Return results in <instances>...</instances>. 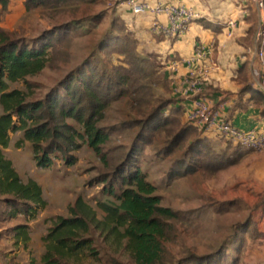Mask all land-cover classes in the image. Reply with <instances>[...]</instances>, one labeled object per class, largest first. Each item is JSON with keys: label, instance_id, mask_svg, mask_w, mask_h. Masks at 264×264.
<instances>
[{"label": "trees", "instance_id": "trees-1", "mask_svg": "<svg viewBox=\"0 0 264 264\" xmlns=\"http://www.w3.org/2000/svg\"><path fill=\"white\" fill-rule=\"evenodd\" d=\"M9 3L10 0H0L4 11ZM97 3L98 0H24L28 14L38 12L44 18L67 19L32 38H27L25 31L0 30V224L18 216L35 220L47 207L42 187L32 179L24 183L5 155L11 134L19 132L24 137L19 148L29 142L37 166L43 169L50 168L59 157L67 166L75 165L77 158L72 153L88 146L104 165L94 182L102 185L106 198L113 199L98 203V210L104 214L99 219L97 210L78 197L69 205V215L54 220L43 238L45 251L41 263L32 258L30 264H87L100 257L98 238L114 252L128 254L135 264H242L248 240L263 236L255 220L240 226L238 243L235 235L233 243L221 245L213 254L199 257L188 253L172 262L166 243L174 236V224L187 219L161 205L162 197L156 195L157 188L139 165L146 147L154 143L158 134L173 135L171 124L180 125L186 110L172 96L161 56L140 53L136 33L118 15L117 8L112 11L107 33L81 64L43 97L33 90L29 78L47 68L59 70L60 64H70L71 49L82 31L104 20V14L93 12ZM199 23L215 33L222 28L205 19ZM113 57L117 62H110ZM15 84H22L23 88H12ZM159 87L170 96H157ZM255 89L247 81L239 96L252 93L257 96L256 103L264 104V92ZM121 103L127 104L132 116L110 124L113 107ZM187 123L190 126H183L168 141L166 155L182 150L176 147L177 141L190 127L199 129L188 118ZM199 130L198 139L176 162L183 174L195 173L198 168L213 171L214 164H207L213 157L222 169L238 162L237 156H233L238 150L211 151L210 141L202 139L204 131ZM131 131L136 133L129 149L112 146L115 137ZM222 204L218 212L236 207L233 202ZM29 229L22 224L7 231L13 234L16 245L28 249L32 242Z\"/></svg>", "mask_w": 264, "mask_h": 264}, {"label": "rangeland", "instance_id": "rangeland-1", "mask_svg": "<svg viewBox=\"0 0 264 264\" xmlns=\"http://www.w3.org/2000/svg\"><path fill=\"white\" fill-rule=\"evenodd\" d=\"M149 1V0H148ZM151 2V1H150ZM115 0H98L93 12L104 14L105 18L96 27H90L78 37L73 44L72 60L70 64H60V69L47 68L40 75L29 78L34 85L33 90L38 97H43L50 89L55 87L71 70L93 52L94 46L107 33L112 21V11L117 8ZM111 12V13H110ZM67 17L44 18L38 12L26 13L14 26V31H25L27 38L40 35L43 31L65 21ZM94 28V29H93ZM258 27L257 33L259 31ZM257 38V37H256ZM257 47L260 41L256 39ZM117 58V57H115ZM111 63L117 62L114 57ZM163 62V61H162ZM255 66L253 77L257 79ZM201 78H204L201 77ZM260 81L264 85L263 80ZM206 80L203 79V83ZM12 88H23L22 84L12 85ZM157 96L169 97L168 91L159 87ZM2 108L0 106V115ZM131 112L126 103L116 104L110 113V124H117L120 120L130 119ZM187 120L181 119L180 125L172 123L175 130L170 137L167 134L156 136L153 144L148 145L140 160V169L147 175L148 181L157 188L156 195L162 197L161 205L176 212L182 213L186 221H177L173 238L166 246L174 259L184 258L188 253L199 257L213 254L221 245H228L237 235L235 243L241 237V225L249 220L258 218L262 212L264 194V150H246L226 139H221L213 134L202 139L210 141L211 151L229 152L237 151L238 162L233 166L222 169V164H215V157L207 164H214V170L197 168L195 173L183 174L181 166L176 163L184 158L187 147L198 139V134L193 127L177 141L176 147L182 150L166 155L165 148L170 139L187 125ZM201 132V130H199ZM136 131L127 132L114 138V147L130 148ZM24 139L22 133H12L8 149L5 151L7 159L11 160L21 180L27 183L30 179L36 181L43 191V198L47 207L35 220H27L24 216L4 221L0 224V264H30L35 258L41 263L45 247L43 238L58 217H67L69 205L74 204L78 197L83 199L97 210L98 218L103 219L104 214L98 210L99 202H111L102 194V185L94 179L103 172L104 165L100 158L88 146H83L72 154L77 158L73 166H67L61 157L55 159L50 168H39L34 160L32 145L25 141L19 148V142ZM234 148V149H233ZM219 168L218 170H216ZM172 172V177L171 173ZM176 175V177L174 176ZM175 177V178H174ZM233 202L236 207L228 211L218 212L222 203ZM27 224L32 242L26 249L22 244L16 245L13 234L7 230L18 225ZM97 239V236H96ZM101 251L99 259H90L87 264H135L131 257L123 252H114L101 239H97ZM233 248V247H232ZM234 250V248H233ZM167 264H172L167 262Z\"/></svg>", "mask_w": 264, "mask_h": 264}, {"label": "crops", "instance_id": "crops-1", "mask_svg": "<svg viewBox=\"0 0 264 264\" xmlns=\"http://www.w3.org/2000/svg\"><path fill=\"white\" fill-rule=\"evenodd\" d=\"M149 1L184 3L197 14L185 35L167 38L153 29L151 16H136L127 4L117 6L118 15L136 33L140 53L161 56L172 96L178 98L186 110L184 120H187V112L192 109L193 102L204 97L220 111L222 117L230 119L241 130L264 131V104L256 103L257 96L252 93L239 96L247 81L254 84L255 90L264 92V85L253 77L255 66H259L256 56L257 30L264 22V10L258 8L256 0ZM26 13L24 0H10L6 11L0 6V30L13 31ZM202 19L221 26V31L215 33L204 28L199 23ZM159 21L166 22V18L162 16ZM230 21L235 22L236 26H229ZM214 43V52L208 60L201 66L190 68L187 61L194 56L196 48L211 47ZM195 69L206 81L198 91H191L188 81ZM255 221L263 236L248 240L242 264H264V206Z\"/></svg>", "mask_w": 264, "mask_h": 264}, {"label": "built area", "instance_id": "built-area-1", "mask_svg": "<svg viewBox=\"0 0 264 264\" xmlns=\"http://www.w3.org/2000/svg\"><path fill=\"white\" fill-rule=\"evenodd\" d=\"M119 4H127L132 13L136 16H151L153 18V29L167 37L180 38L185 35L191 22L197 18V14L184 3H153L148 0H115ZM258 8L264 10V0H256ZM164 16L166 22H160L159 18ZM229 26L235 27L236 23L229 22ZM257 40L260 46L256 47V56L259 60V70L256 71L257 79L264 82V22L260 23L257 33ZM215 43L211 47L199 46L196 48L194 56L187 62L190 68L202 65L205 60L213 54ZM193 70V69H192ZM195 69L189 76V87L191 91H198L203 84V75H199ZM188 121L198 127L208 135L226 139L227 141L239 145L246 150H264V131L252 129L243 131L232 122L222 117L219 110L213 108L211 103L204 97H200L193 102V107L187 114Z\"/></svg>", "mask_w": 264, "mask_h": 264}]
</instances>
